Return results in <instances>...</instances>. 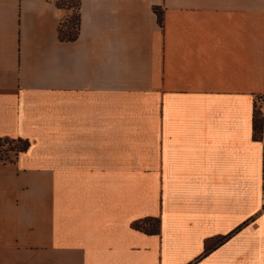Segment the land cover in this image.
Instances as JSON below:
<instances>
[{"label":"crops","instance_id":"1","mask_svg":"<svg viewBox=\"0 0 264 264\" xmlns=\"http://www.w3.org/2000/svg\"><path fill=\"white\" fill-rule=\"evenodd\" d=\"M66 14L0 0V264H264V0Z\"/></svg>","mask_w":264,"mask_h":264},{"label":"trees","instance_id":"2","mask_svg":"<svg viewBox=\"0 0 264 264\" xmlns=\"http://www.w3.org/2000/svg\"><path fill=\"white\" fill-rule=\"evenodd\" d=\"M57 7L71 12V17L59 23L58 34L61 40H73L79 31V0H54ZM28 141L22 139L0 138V162L11 163L17 155L28 147ZM12 153V155H9ZM156 231V226H152Z\"/></svg>","mask_w":264,"mask_h":264},{"label":"built area","instance_id":"3","mask_svg":"<svg viewBox=\"0 0 264 264\" xmlns=\"http://www.w3.org/2000/svg\"><path fill=\"white\" fill-rule=\"evenodd\" d=\"M257 101L261 104L262 109L264 110V96L258 97Z\"/></svg>","mask_w":264,"mask_h":264},{"label":"rangeland","instance_id":"4","mask_svg":"<svg viewBox=\"0 0 264 264\" xmlns=\"http://www.w3.org/2000/svg\"><path fill=\"white\" fill-rule=\"evenodd\" d=\"M71 17V12H70V10L69 11H67V14H66V16L64 17V19H63V21H66L68 18H70ZM9 155H12V153H9Z\"/></svg>","mask_w":264,"mask_h":264}]
</instances>
